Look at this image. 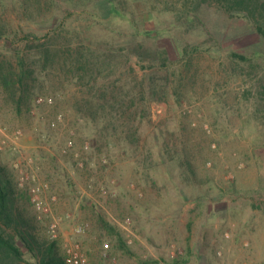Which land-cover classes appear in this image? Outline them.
<instances>
[{
  "label": "rangeland",
  "instance_id": "rangeland-1",
  "mask_svg": "<svg viewBox=\"0 0 264 264\" xmlns=\"http://www.w3.org/2000/svg\"><path fill=\"white\" fill-rule=\"evenodd\" d=\"M79 4L0 0V62L39 80L20 109L0 81V162L38 239L84 264H264V39L209 1ZM26 35L93 63L32 66Z\"/></svg>",
  "mask_w": 264,
  "mask_h": 264
},
{
  "label": "trees",
  "instance_id": "trees-1",
  "mask_svg": "<svg viewBox=\"0 0 264 264\" xmlns=\"http://www.w3.org/2000/svg\"><path fill=\"white\" fill-rule=\"evenodd\" d=\"M77 1L80 3V7H86L90 1L95 0ZM202 1L214 3L230 17L239 16L247 19L256 33L264 39V0ZM108 2L113 12L119 11L121 0H108ZM0 39L9 43V37L3 28H0ZM25 39L29 44L31 43V47H35L37 50L36 56L31 60L32 66L39 65L42 69L49 70L61 63L64 67H69L70 71L75 69L80 73L93 63L89 59L83 60V56L80 54L74 61L66 59L61 62L59 50L53 48V37L49 35L43 41L31 35H26ZM163 53L166 54L165 51ZM234 56L244 59L236 54ZM84 76L80 73V80ZM0 81L11 90L16 107L20 109L23 104L28 105L32 99L39 80L35 76L34 69L27 65L26 59L18 55L16 67L11 63L0 62ZM85 104L90 108V101H86ZM114 105L122 104L116 101ZM98 107L99 110H104L106 106L100 104ZM18 200L13 179L0 162V264H22L25 253L35 259V262L30 264H66L64 258L60 256L55 242L45 243L38 239L36 225L26 216ZM111 230L114 233V230ZM116 236L121 244V238L119 235Z\"/></svg>",
  "mask_w": 264,
  "mask_h": 264
},
{
  "label": "built area",
  "instance_id": "built-area-1",
  "mask_svg": "<svg viewBox=\"0 0 264 264\" xmlns=\"http://www.w3.org/2000/svg\"><path fill=\"white\" fill-rule=\"evenodd\" d=\"M40 191H41V188L39 186H33L29 189L30 203L35 208V210L39 213V217H38L39 219H41L42 216H48L50 213L49 207L43 204L39 197ZM81 230H82V227H78L76 231L81 232ZM48 233L51 239L57 238L56 222H51L48 225ZM106 246L107 245H105V247ZM64 260L66 264H84L85 262V259L80 253V248L78 245L66 250Z\"/></svg>",
  "mask_w": 264,
  "mask_h": 264
}]
</instances>
